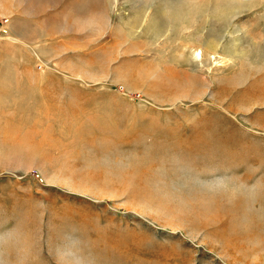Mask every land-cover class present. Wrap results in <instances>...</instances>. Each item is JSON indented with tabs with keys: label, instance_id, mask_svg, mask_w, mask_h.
<instances>
[{
	"label": "rangeland",
	"instance_id": "1",
	"mask_svg": "<svg viewBox=\"0 0 264 264\" xmlns=\"http://www.w3.org/2000/svg\"><path fill=\"white\" fill-rule=\"evenodd\" d=\"M0 264H264V0H0Z\"/></svg>",
	"mask_w": 264,
	"mask_h": 264
},
{
	"label": "bare ground",
	"instance_id": "2",
	"mask_svg": "<svg viewBox=\"0 0 264 264\" xmlns=\"http://www.w3.org/2000/svg\"><path fill=\"white\" fill-rule=\"evenodd\" d=\"M196 52V51H195ZM203 52L200 50H198V52L196 53V55H197V57L199 58V59H201V58H203L204 56H203Z\"/></svg>",
	"mask_w": 264,
	"mask_h": 264
}]
</instances>
